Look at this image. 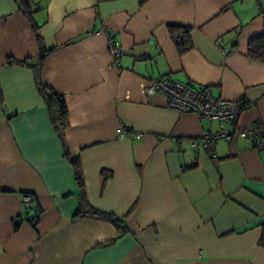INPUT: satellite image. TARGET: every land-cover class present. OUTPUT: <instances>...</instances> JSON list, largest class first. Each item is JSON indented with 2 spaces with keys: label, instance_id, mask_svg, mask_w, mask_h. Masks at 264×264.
Wrapping results in <instances>:
<instances>
[{
  "label": "crops",
  "instance_id": "0c3cea01",
  "mask_svg": "<svg viewBox=\"0 0 264 264\" xmlns=\"http://www.w3.org/2000/svg\"><path fill=\"white\" fill-rule=\"evenodd\" d=\"M38 1L49 49L41 79L64 96L69 126L61 140L33 70L7 64L38 46L14 0H0V264H264V142L232 134L205 148L201 134L218 121L145 89L170 76L243 99L236 126L264 139V62L247 54L264 34V0ZM169 25L190 27L192 49L178 53ZM109 37L125 51L117 64ZM66 151L88 204L118 218L124 234L75 217L81 189ZM24 192L37 198L32 218Z\"/></svg>",
  "mask_w": 264,
  "mask_h": 264
},
{
  "label": "built area",
  "instance_id": "2783aa9c",
  "mask_svg": "<svg viewBox=\"0 0 264 264\" xmlns=\"http://www.w3.org/2000/svg\"><path fill=\"white\" fill-rule=\"evenodd\" d=\"M103 30V27L97 30L90 29L87 35H93ZM107 49L115 64L125 53L119 43L112 37L108 38ZM229 51L228 49H223V52L228 53ZM145 89L149 93L159 92L163 94L168 108L178 112L193 113L200 119L218 121L217 130H207L201 134L205 148H209L212 143L218 140H228L232 134L250 139L254 144L264 142L261 132L254 126L250 128H239L236 126L240 113L246 106V101L243 99L233 100L215 97L208 86H194L190 83H182L170 76L151 79ZM1 108L4 109L5 106L2 105ZM119 132L121 135L126 134V128L123 124L120 125ZM131 135L136 138L140 136L136 132H131ZM196 143V140L192 141V145H196ZM36 199V195L31 192L21 194V205L24 210V216L28 217L33 213L36 207Z\"/></svg>",
  "mask_w": 264,
  "mask_h": 264
},
{
  "label": "trees",
  "instance_id": "16d2710c",
  "mask_svg": "<svg viewBox=\"0 0 264 264\" xmlns=\"http://www.w3.org/2000/svg\"><path fill=\"white\" fill-rule=\"evenodd\" d=\"M14 2L16 3L18 10L26 17L34 33L38 46V53L35 57H28L22 60H14L10 58L7 60V64L24 65L30 67L33 70L36 78L38 92L40 93L44 101L50 122L54 127L58 137L62 140L64 131L69 126L68 109L64 100V96L54 90L47 83H44L41 79V70L44 65L46 55L49 52V49L44 46V42L39 31L40 24L36 21L35 18L36 13L42 9V5L38 0H14ZM168 31L170 38L174 42L179 54H184L185 52L192 49L193 44L190 36V27L169 25ZM247 54L251 59L255 61L264 62V34L255 35L249 39ZM65 154L69 158V161L74 170L76 182L81 189L80 208L75 213V217L88 214L92 217L104 219L112 223L116 227L119 236L124 234L127 231L126 227L118 218H116L112 214L97 210L88 204L83 194V176L78 158L75 156H71L68 151H66ZM33 215L34 213L31 214V218L33 217ZM114 241L115 240H112L111 242ZM260 245L264 247V231H262Z\"/></svg>",
  "mask_w": 264,
  "mask_h": 264
},
{
  "label": "water",
  "instance_id": "95a60500",
  "mask_svg": "<svg viewBox=\"0 0 264 264\" xmlns=\"http://www.w3.org/2000/svg\"><path fill=\"white\" fill-rule=\"evenodd\" d=\"M19 220H17V222H18Z\"/></svg>",
  "mask_w": 264,
  "mask_h": 264
}]
</instances>
